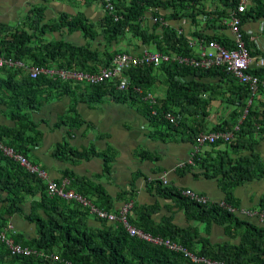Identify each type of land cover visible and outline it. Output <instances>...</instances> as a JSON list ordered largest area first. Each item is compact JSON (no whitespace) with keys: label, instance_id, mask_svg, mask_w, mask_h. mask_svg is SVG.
<instances>
[{"label":"trees","instance_id":"trees-1","mask_svg":"<svg viewBox=\"0 0 264 264\" xmlns=\"http://www.w3.org/2000/svg\"><path fill=\"white\" fill-rule=\"evenodd\" d=\"M218 1L222 7L215 11L207 10L203 0L115 2V13L111 16L106 15L98 25H94L82 13L75 16L62 14L59 19L45 23L44 11L38 8L33 9L24 20L23 26L18 29L14 30L5 24H0V56L4 55L14 61L23 62L27 67L48 69L55 66L60 70L71 69L94 74L109 65L116 54H113L109 47L99 50L93 47V43L89 44L90 41L102 38L105 43L114 46L113 44L119 42V38L130 35L134 40H140L141 44L155 47L158 51H171L179 56L199 59L197 50L190 47L189 41L192 38L207 42L216 41L229 49L235 48L236 45L221 36H204L199 30H194L191 34L184 33L171 25L163 27V31L158 36L143 28V19L149 11L154 17H160L159 13L164 11L165 15L168 14L162 18L188 20L196 28L199 27L198 20L203 16H206L207 20L211 17L215 23L224 22L233 11L237 12L243 23L250 19H264V0H251L244 13L237 11L239 0ZM116 15L121 16L117 22H115ZM210 23L212 21L209 19L208 27ZM61 29H66L69 33L82 32L84 38L88 40L87 45L79 46L64 39L48 40L46 38L47 35L59 32ZM243 37L251 55L259 54L258 50H254V44L244 32ZM24 70L0 69V72L7 73L9 77L22 75L25 79L21 81L25 82L22 84L24 87L34 86L36 83L55 85L64 91L63 95H73L74 102L83 99L77 91L74 92L69 83L51 79L47 75L31 79L30 74ZM250 73L264 77V68H253ZM126 74L130 79V87L127 91L120 92V95L123 99L129 100L135 108H139L138 104L143 102L142 99H145L157 86L166 88V95L153 108L149 102H144L147 105L144 108V114L157 127V130H161L158 127L161 125L163 129L168 130L185 127L194 140L199 133L209 131L234 135L229 143L220 140L214 145H207L204 153L208 156V160L205 161L203 153L195 157L194 162L207 170V177L221 176L219 185L226 193L225 203L238 210L239 204L233 194L235 188L264 178V163L255 153V148L264 141V90L260 89L261 96L254 101L255 96L251 98V91L247 85L241 84L223 68L217 66L195 68L170 62L163 63L157 68L143 66L131 69ZM15 83L14 80L0 78V89L7 88L12 92L16 99V107L12 110L11 117L25 127V135H27V128L33 130L32 121L27 122V117L22 112L24 107L25 109L28 107V102H25L24 106V101L29 96L25 99L24 93L16 92ZM103 84L88 85L90 86L87 92L88 102L96 104L100 101L101 96L98 95L100 93L103 95V89L105 94L119 95L113 87L106 89ZM107 84L115 85L114 82H107ZM18 88L23 89L21 85ZM95 88L101 92L93 91ZM138 89L141 91L138 92ZM19 91L22 92V90ZM217 98L221 99L217 101L227 110L230 109V112L226 118L210 129L208 123L210 106ZM250 99L254 101L251 105H249ZM153 111L156 113L154 114ZM167 113L174 117L178 126L165 119ZM23 119H25L24 122L19 121ZM62 122L71 128L79 125L81 118L77 114L75 104L71 105ZM23 130L24 128L20 130L18 128L17 132L14 130L12 134L0 129V142L13 149L16 154L27 157L29 146L37 142L36 139L31 138L28 141ZM72 153L77 157L91 155L78 151H72ZM56 154L66 157L67 151L64 147H58ZM213 154H216L215 158L211 157ZM64 179L70 180L77 187L76 189L69 187V189L83 197L91 196L89 185L84 181L71 178L67 173ZM157 184L158 194L175 202V205L183 209L188 221L207 224L208 227L211 223L228 225L226 229L230 232L229 235L232 239H239V244L227 242L213 245L209 239L200 237V231L196 227L182 228L170 219L157 223L151 219L153 211L150 209H139L136 217L129 214L130 225L163 242L170 241L178 244L198 257L222 261L225 264H264V225L257 227L241 220L234 212L219 204L197 203L184 194L185 190L169 187L162 181H158ZM0 191L8 195L5 199L0 197V203L9 215L12 214V209L9 210L8 207L15 208L17 212L24 214L22 206L26 199L29 196L40 195V201L32 203L30 214L24 215L27 221L35 224L36 236L29 239L20 233L7 234V237L13 238L16 244L29 249L31 254L13 255L10 248L0 241V264H204L194 263L183 252L172 250L164 243L157 245L130 236L121 222L110 226L104 222L101 228L92 229L87 223V215L90 213L85 207L60 196H51L47 192V184L44 180L24 169L18 161L5 155L1 149ZM262 200L264 209V197ZM93 203L96 207L108 211L106 204L110 205L111 202ZM134 211L135 209L131 212ZM118 214L117 212L116 215ZM6 223L5 215L0 212L1 231Z\"/></svg>","mask_w":264,"mask_h":264},{"label":"crops","instance_id":"crops-1","mask_svg":"<svg viewBox=\"0 0 264 264\" xmlns=\"http://www.w3.org/2000/svg\"><path fill=\"white\" fill-rule=\"evenodd\" d=\"M128 1L114 0L116 3ZM203 1L207 10L215 11L222 7L218 0ZM37 8L44 11L45 23L59 19L62 14L75 16L82 13L94 25H98L106 13L103 1L0 0V24H5L14 30L18 29L23 26L28 14ZM159 14L164 16L165 12L161 11ZM153 18V14L149 12L143 19V28L159 34L162 27L155 25ZM209 19L212 21L210 27L207 26ZM208 20L206 16L201 17L198 20L199 27L196 28L188 20L168 19L165 28L171 25L189 34L194 30H199L204 36H221L231 42L235 41L230 28L222 26L223 23H215L211 17ZM242 30L254 44V50H258L259 54L255 56H264V19L247 20L243 23ZM126 37L132 42L131 51L127 53L140 55L145 49L153 51L152 48L141 44L140 40H134L130 35ZM47 38L48 40L64 39L80 46H86L88 43L82 32L68 33L65 29L49 34ZM124 38H119V42L113 44L114 46L105 43L102 38L90 41L89 44L93 43V47L99 50L109 47L115 54L117 49L125 47ZM122 52L125 51L119 53ZM123 77H128V75L125 74ZM0 78L14 80L16 82L14 85L20 84L23 88L14 86L16 92L24 93L25 99L29 96V99L24 101V106L25 102H28V107L26 109L24 107V111L32 120L33 130L27 128L28 136L25 135L24 126L15 122V118L11 117L12 110L16 107V99L7 88L0 89V129L5 133H12L14 130L17 132L18 128L19 130L24 128L23 133L28 141L30 138L36 139L35 145L31 147L28 145L27 158L32 164L47 172V179H44L46 184L49 181L63 184L66 181L65 173H67L69 177L84 181L89 185L91 196L86 197L87 199L103 204L111 202L110 205L106 204L110 213H119L124 204L132 202L134 207L129 214L135 217L139 209H150L153 211L151 219L155 222L161 223L170 219L182 228L196 227L200 231V237L209 239L213 245L224 244L232 240L230 232L226 229L228 225L211 223L208 227L207 224L188 221L183 209L175 205V202L158 194L157 182L165 179L169 187L178 190H193L208 198L210 203H220L226 199V193L219 185L221 176L207 177L206 169L194 163L190 164L193 152L196 151V142L191 138L190 131L185 127L176 130L163 129L162 125L158 126L161 130H157V127L145 116L144 108L147 105L144 102L150 104V100L142 99L143 102L138 104L139 108H135L129 100L123 99L120 95L121 91L115 88V85L106 83L103 84L104 88L113 87L119 95L105 94L102 88L103 95L101 93L98 95L101 96L100 101L93 104L88 102L87 92L90 90L88 85L97 84H87L84 81L69 83L74 92L77 91L83 97L82 100L74 102V96L63 95L64 91L59 86L36 83L34 86L24 87L22 84L25 82L21 81L25 79L22 75L9 77L7 73L2 72H0ZM115 84L118 85L117 82ZM162 88L165 87L157 86L149 93L160 101L166 95L165 89ZM93 91H99V89L95 88ZM215 101L211 104L209 112L212 123L223 120L230 112V109L227 110L219 101ZM72 103L76 105L81 122L71 128L65 126L62 120L73 105ZM19 121L24 122L25 119ZM174 125L178 126V123ZM153 133L156 134L153 135ZM58 147H64L67 151L66 157L56 154ZM72 151L91 155L77 157ZM203 152L204 149L199 153ZM255 153L264 163V141L258 144ZM67 181L69 183L66 184L65 191H69V187L77 188L70 180ZM233 194L239 204L235 215L241 220L262 227L264 225V209L262 208L264 178L235 188ZM6 196L7 194L0 192L1 198ZM36 201H40V195L29 196L26 199L22 207L25 213H30L31 204ZM133 209L135 211L131 212ZM7 218L8 223H11L18 233L23 234V237L31 239L36 236L35 224L24 220L19 215L7 216ZM104 222L108 226L120 223L102 220L92 213L87 215L88 226L92 229L101 228ZM234 244H239V239L234 240Z\"/></svg>","mask_w":264,"mask_h":264},{"label":"built area","instance_id":"built-area-1","mask_svg":"<svg viewBox=\"0 0 264 264\" xmlns=\"http://www.w3.org/2000/svg\"><path fill=\"white\" fill-rule=\"evenodd\" d=\"M251 0H239L238 5V13H244L246 11L247 5ZM106 11L110 14L115 13V6L111 0H106ZM119 17L115 16V20H118ZM154 23L159 22L161 25H166V20L163 18H153ZM228 24L232 30V33L235 37V43L237 45L236 49H227L224 46L218 44L217 42L211 41L207 42L202 39H190L189 44L190 47L195 48L199 54L198 58H188L184 56H179L174 52H161L156 50L155 52L145 51L140 55H127L120 54L117 55L110 68L102 71L100 75H94L89 77L84 75L83 73H76L70 71L61 70L57 74L63 80H84L89 79L92 82H101L107 79H111L112 77H120L122 76V80L120 81L119 88L125 89L128 83L127 79L123 77V72L127 71L130 68H140L143 66H154L159 67L163 63L176 62L178 64H185L187 66H193L195 68H211L213 66H217L223 68L227 73L235 77L242 84L248 85L250 88L252 95L255 96L260 89H264V79L259 76H255L250 73L251 68L253 66L256 67H264V57L254 58L249 50L245 46V42L243 39V33L241 31L242 20L237 14V12L233 11L231 13L230 19L225 22ZM14 66L15 63L12 60H8L4 57H0V67L1 66ZM32 76L36 77L38 73L37 70H32ZM170 118V117H169ZM171 122L174 119H170ZM233 137L230 133H221V134H201L198 142L203 144L205 142L215 143L218 139L222 138L225 141H229ZM0 149L7 156L14 157L17 159L20 164L25 167L29 172L37 174L40 178H46L47 173L41 170L38 166L33 165L29 162V160L22 156L17 155L12 149L4 146L0 142ZM190 163H192L190 161ZM167 183L166 181L164 182ZM65 184L59 186L56 182L50 181L48 183V192L50 195H57L66 199H76L81 203L88 205L82 197L76 195L74 192H65L64 189ZM184 194L190 197L192 200L201 204H208V200L199 195L198 193L187 190L184 191ZM133 207V203L124 204V206L120 209L119 214H111L105 211H101L95 208H92V212L96 213L100 218L108 220V221H119L121 222L126 230L128 231L130 236L138 237L147 242H151L157 245L165 244L170 249L175 251H181L185 254L186 257H189L195 263H204V264H225L222 261L206 259L203 257H198L191 252L183 249L180 245L171 243L170 241H165L157 238H153L151 235L142 232L141 230L136 229L128 222L129 212ZM0 238L7 244L10 248L13 255H30L31 251L29 249H24L20 245L14 243L12 239H7L3 235ZM58 259L57 257H55Z\"/></svg>","mask_w":264,"mask_h":264},{"label":"clouds","instance_id":"clouds-1","mask_svg":"<svg viewBox=\"0 0 264 264\" xmlns=\"http://www.w3.org/2000/svg\"><path fill=\"white\" fill-rule=\"evenodd\" d=\"M112 1V3L114 4V6H115V2H114V0H111ZM130 1V0H129ZM103 2H104V4H105V11H106V6H107V4H106V0H103ZM116 7V6H115ZM116 11V10H115ZM150 12V11H149ZM148 12V13H149ZM118 13V12H117ZM168 14V13H167ZM166 14V15H167ZM106 15H109V16H111V15H113V14H110L109 12H107L106 11V13H105V16ZM165 14H164V16H166ZM117 17H119V19L121 18V16L120 15H116ZM159 16L160 17H156V18H158V19H160V18H162L163 16L161 15V14H159ZM231 16V15H230ZM118 19V20H119ZM164 19V18H163ZM230 19V17L228 18V19H226V20H224V22H220L221 24L223 23V25L222 26H224V27H226L227 26V28H230V26L228 25V24H226L225 22L226 21H228ZM54 20H56V19H54ZM118 20H115V22H117ZM166 20V19H165ZM167 21V20H166ZM155 25H157L158 27H165V25H161L159 22H157V23H154ZM142 25H143V23H142ZM242 27H243V22H242V25H241V31H242V33L244 32L243 30H242ZM161 28V31H160V33L163 31V29ZM66 30V29H65ZM177 30L178 31H180L181 29H179V28H177ZM230 30H231V28H230ZM67 32H68V30H66ZM77 32H79V31H77ZM69 33V32H68ZM151 33H154V32H151ZM159 33V34H160ZM159 34H157L158 36H159ZM46 38H47V36H46ZM48 39V38H47ZM192 39H197V38H192ZM243 39H244V37H243ZM214 42H216V41H214ZM244 42H245V40H244ZM218 43V42H217ZM232 43H234L235 45H236V43H235V41H232ZM219 44V43H218ZM221 45V44H220ZM80 46V45H79ZM145 46V45H144ZM223 46V45H222ZM245 46H246V44H245ZM146 47H149V46H146ZM149 48H151V47H149ZM226 48V47H225ZM237 48V45H236V47L235 48H233V49H236ZM247 48V47H246ZM153 49V51H150V50H148V49H145L143 52H145L146 50L147 51H150V52H155L156 51V48L155 47H153L152 48ZM227 49H229V48H227ZM248 49V48H247ZM249 50V49H248ZM142 52V53H143ZM250 52V51H249ZM141 53V54H142ZM116 55L114 56V58L117 56V55H120V54H127V55H133V54H130V53H115ZM251 54V53H250ZM254 58H259V56H255V55H252ZM0 57H4V58H6L4 55H2V56H0ZM261 57H264V56H261ZM114 58H113V60H114ZM6 59H8V60H12V59H9V58H6ZM113 60L110 62V64L109 65H107V66H105V67H103L101 70H100V72L99 73H94V74H91V73H84V72H81V71H76V70H67V69H61V70H64V71H70V72H76V73H83L84 75H87V76H89V77H92V76H94V75H100L101 73H102V71L103 70H105V69H108V68H110L111 67V65H112V62H113ZM14 63H15V65L14 66H7V65H4V66H1L0 67V69H8V70H11V71H17V70H21V69H25L24 71H27L29 74H30V77H31V79H38L41 75H47L49 78H51V79H59V80H61V81H63V82H66V83H77V82H87V84L88 83H94V82H92V81H90L88 78L87 79H84V80H81V81H79V80H73V79H71V80H63V79H61L60 77H58L57 75V73L59 72V71H61L60 69H56L55 68V66H53V67H51V68H48V69H45V68H43V67H36V66H32V67H27V65L26 64H24L23 62H19V61H14V60H12ZM253 68H259V69H262V68H264V67H256V66H253ZM253 68H251V70L253 69ZM37 70V71H39L40 73H38L37 74V76L36 77H33L32 76V73H33V71L32 70ZM131 69H135V68H130V69H128L127 71H129V70H131ZM250 70V71H251ZM127 71H124L123 72V75H125L126 74V72ZM252 74V73H251ZM254 75V74H253ZM255 76H257V75H255ZM235 78V77H234ZM260 78H262V79H264V77H260ZM122 80V76H120V77H112L111 79H107V80H104V81H101V82H95L97 85H101V84H103V83H107V82H114V83H118V85L117 84H115V85H117V89L119 90V91H121V92H124V91H127L128 90V88L130 87V80L128 81V83H127V85H126V88L125 89H120L119 88V85H120V81ZM239 82V81H238ZM241 83V82H240ZM242 84V83H241ZM245 85V84H244ZM248 86V85H247ZM250 89V88H249ZM262 90H264V89H262ZM141 90H139L138 89V92H140ZM251 91V90H250ZM260 91V90H259ZM259 91H258V93L255 95V99H254V101L255 100H257L258 98H260V94H259ZM145 98H147L148 100H150V105L152 106L151 108H153V106H155V105H157L158 104V101L159 100H157V98L152 94V93H148V95L145 97ZM251 98H253V95H252V92H251ZM250 101V103H249V105H251V103H253L254 101H252V99H250L249 100ZM153 113L155 114L156 112L155 111H153ZM170 117V118H169ZM215 118V117H214ZM165 119L166 120H168L171 124H176V120L174 119V117H172L171 116V114L170 113H167L166 115H165ZM170 119H174V121L173 122H171V120ZM210 119H211V117H209V121H208V123H209V128L211 129L213 126H215L216 124H218L219 123V121L218 122H216V123H212V122H210ZM221 133H226V132H216V131H214V132H211V131H209V132H204V133H199L197 136H196V138H195V142H196V151L195 152H193L194 153V155L192 156V158H191V162L192 163H190L191 165L194 163L195 164V162H194V158L195 157H198V155H202L203 153H199V152H201L207 145H214L215 143H217L218 141H220V140H222V141H224V142H227V143H229L230 142V140H232L233 138H234V135L232 134V133H230V134H232L233 135V137L229 140V141H225L224 139H222V138H220V139H218L215 143H208V142H205V143H203V144H201V143H199L198 142V139H199V137H200V135L201 134H221ZM11 149V148H10ZM13 150V149H12ZM14 151V150H13ZM17 155H19V154H17ZM24 157H26V156H24ZM203 157H205L204 159H205V161L206 160H208L207 158H208V156H206V153H204L203 154ZM211 157H213V158H215L216 157V154H213ZM14 158V157H13ZM27 158V157H26ZM15 159V158H14ZM28 159V158H27ZM16 161H18L17 159H15ZM29 160V159H28ZM19 162V161H18ZM30 162V161H29ZM31 163V162H30ZM19 164H20V162H19ZM215 164H218V163H215ZM21 165V164H20ZM34 165V164H33ZM22 166V165H21ZM35 166H37V165H35ZM23 167V166H22ZM39 167V166H38ZM24 169H26L25 167H23ZM40 168V167H39ZM41 169V168H40ZM27 170V169H26ZM41 170H43V169H41ZM43 171H45V170H43ZM46 172V171H45ZM47 173V172H46ZM33 174H35V173H33ZM37 175V174H36ZM38 176V175H37ZM39 177V176H38ZM40 178V177H39ZM40 179H42V180H44V179H47V177L46 178H40ZM164 181H167V180H164ZM164 181H162L163 183H164ZM50 182V181H49ZM48 182V183H49ZM53 182H56V181H53ZM48 183H47V192H48ZM57 183V182H56ZM67 183H69V181H64V183L63 184H65V186H66V184ZM59 186H61V185H63L62 183L60 184V183H57ZM165 184V183H164ZM165 185H167V183L165 184ZM65 186H64V189H65ZM187 190H190V189H187ZM187 190H185V191H187ZM193 191V190H192ZM1 193H4V194H6L5 192H2V191H0ZM66 193H68V192H74L76 195H78V196H80V197H82L86 202H88V205H85V204H83V203H81L80 201H78V200H76V199H66V198H64V199H66V200H69V201H72V202H75V203H78V204H80V205H82L83 207H85V209H87L88 210V212L89 213H92V214H95L98 218H100L96 213H94V212H92V208H95V209H98V210H101V211H105V212H108V211H106L105 209H102V208H98V207H96L95 205H94V203L91 201V200H89V199H87L86 197H83L82 195H80V194H78V193H76L74 190H69V191H65ZM195 192V191H194ZM49 193V192H48ZM197 193V192H196ZM199 194V193H198ZM199 195H201V194H199ZM8 196V195H7ZM6 196V197H7ZM51 196H57V195H51ZM202 196V195H201ZM5 197V198H6ZM204 197V196H203ZM4 198V199H5ZM63 198V197H62ZM206 198V197H205ZM207 200H208V198H206ZM130 203H132V202H130ZM1 204V203H0ZM127 204V203H126ZM134 204V203H133ZM201 204V203H200ZM208 204L210 205V204H219L221 207H223V208H226L227 210H229V211H231V212H234L235 213V211H237L236 209H233L232 207H230L228 204H226L225 203V201H223V202H220V203H210L209 202V200H208ZM208 204H204V205H208ZM134 206V205H133ZM23 207V206H22ZM9 208V210H11L12 209V214L11 215H9V214H7L5 211H4V209H3V206H2V204H1V209H0V212L1 213H3L4 215H5V220L7 221V223L4 225V228H3V230L1 231L0 230V236L1 235H3L5 238H7V239H12L13 240V238H11V237H7V234L9 235H13V234H15V233H18L12 226H11V223H8V218H7V216L8 217H11V216H15V215H19V216H21L24 220H26L25 219V216L24 215H29L30 213H25V211H24V214H22V213H20V212H17L16 211V209L15 208H12V207H8ZM6 209H7V207H6ZM23 210H24V208H22ZM31 209H32V204H31ZM31 212V211H30ZM108 213H110V212H108ZM111 214H114V213H111ZM100 219H102V218H100ZM102 220H105V219H102ZM27 221V220H26ZM106 221H108V220H106ZM29 222V221H28ZM112 222V221H111ZM31 223V222H30ZM32 224H34V223H32ZM0 241L2 242V243H5V240L3 241L1 238H0ZM14 241V240H13ZM15 243V242H14ZM6 244V243H5ZM16 244V243H15ZM7 245V244H6ZM17 245H20V244H17ZM21 246V245H20ZM54 256V255H53ZM56 257V256H55ZM57 260V259H56ZM192 261V260H191ZM195 263V262H194Z\"/></svg>","mask_w":264,"mask_h":264},{"label":"rangeland","instance_id":"rangeland-1","mask_svg":"<svg viewBox=\"0 0 264 264\" xmlns=\"http://www.w3.org/2000/svg\"><path fill=\"white\" fill-rule=\"evenodd\" d=\"M123 42H124V44H125V47L124 48H119V49H117V51H116V53H119V52H121V51H125V52H122V53H127V52H130L131 51V40L128 38V37H126L125 36V38H124V40H123ZM112 48V47H111ZM3 74H4V72H2ZM128 81L130 80L129 79V77H125ZM163 79V78H162ZM18 86H20V84H17V87ZM163 90L164 89H166V88H162ZM215 100H221L220 98H217V99H215ZM214 100V102H216ZM210 112V111H209ZM22 113H25V116L27 117V122H29L30 120H31V118L26 114V112L25 111H23ZM32 121V120H31ZM25 128V127H24ZM165 180V179H164ZM163 180V181H164ZM234 240L235 239H232V240H230V242L229 243H231V244H234Z\"/></svg>","mask_w":264,"mask_h":264}]
</instances>
